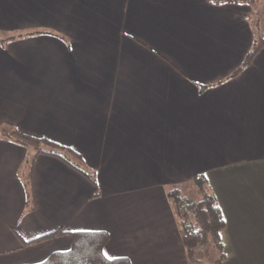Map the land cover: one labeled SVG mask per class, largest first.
Returning <instances> with one entry per match:
<instances>
[{
  "label": "crops",
  "instance_id": "crops-1",
  "mask_svg": "<svg viewBox=\"0 0 264 264\" xmlns=\"http://www.w3.org/2000/svg\"><path fill=\"white\" fill-rule=\"evenodd\" d=\"M27 29L63 38L0 46V126L76 152L99 194L42 153L28 210L32 150L0 137V264L40 262L80 230L106 231L108 258L188 264L166 190L196 174L225 220L222 264H264V48L232 75L264 36V0H0V33Z\"/></svg>",
  "mask_w": 264,
  "mask_h": 264
},
{
  "label": "trees",
  "instance_id": "trees-1",
  "mask_svg": "<svg viewBox=\"0 0 264 264\" xmlns=\"http://www.w3.org/2000/svg\"><path fill=\"white\" fill-rule=\"evenodd\" d=\"M213 4L236 3L252 4L254 0H207ZM258 16V15H257ZM258 18L255 19L257 26ZM40 33H49L63 38L59 33L49 29H27L23 31L7 33L0 37V46L3 48L10 41L26 38ZM264 48V36L257 34L247 51L242 64L232 73L237 74L247 66L254 55ZM0 137L11 139L15 143L32 150L21 168V177L26 195V207L28 210L35 208V199L32 189V169L36 156L39 154L54 155L82 173L92 184L91 197L98 193L97 182L94 174L84 169L80 156L68 147L60 145L44 137H34L20 132L17 128L8 125L0 126ZM192 183L196 185L200 198L189 200L181 194L179 186H172L166 190L167 199L172 207L176 224L180 233L185 257L188 264H208L207 259L212 252H217L213 264H222L225 254L220 241V231L225 225V220L216 201L210 191L204 174H196L192 177ZM65 233L61 228L41 235L27 243L37 242L50 238L59 233ZM71 237V245L67 250L51 252L44 260L33 264H131L126 256L108 258L104 254V246L108 242L109 235L103 230H80L66 232Z\"/></svg>",
  "mask_w": 264,
  "mask_h": 264
},
{
  "label": "rangeland",
  "instance_id": "rangeland-1",
  "mask_svg": "<svg viewBox=\"0 0 264 264\" xmlns=\"http://www.w3.org/2000/svg\"><path fill=\"white\" fill-rule=\"evenodd\" d=\"M9 33V32H7ZM7 33H0V36H5ZM181 194L188 198L189 200L197 201L200 198V194L197 191L196 185L192 182L186 183L181 186ZM217 256V252H212L211 255L208 257L207 262L208 264H213Z\"/></svg>",
  "mask_w": 264,
  "mask_h": 264
}]
</instances>
